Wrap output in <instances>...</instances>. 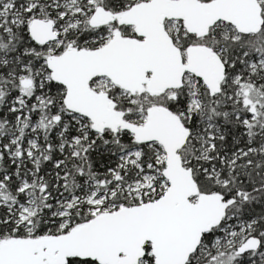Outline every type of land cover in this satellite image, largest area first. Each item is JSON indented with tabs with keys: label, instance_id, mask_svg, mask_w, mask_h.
Masks as SVG:
<instances>
[{
	"label": "snow or ice",
	"instance_id": "snow-or-ice-1",
	"mask_svg": "<svg viewBox=\"0 0 264 264\" xmlns=\"http://www.w3.org/2000/svg\"><path fill=\"white\" fill-rule=\"evenodd\" d=\"M0 264H264V0H0Z\"/></svg>",
	"mask_w": 264,
	"mask_h": 264
}]
</instances>
